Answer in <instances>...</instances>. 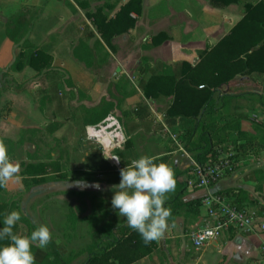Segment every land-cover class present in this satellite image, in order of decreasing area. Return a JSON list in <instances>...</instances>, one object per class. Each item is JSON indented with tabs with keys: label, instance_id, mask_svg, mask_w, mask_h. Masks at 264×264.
<instances>
[{
	"label": "trees",
	"instance_id": "16d2710c",
	"mask_svg": "<svg viewBox=\"0 0 264 264\" xmlns=\"http://www.w3.org/2000/svg\"><path fill=\"white\" fill-rule=\"evenodd\" d=\"M123 1L65 0V6L71 8L74 14L79 13V10L84 12L94 30L85 22H75L63 33L50 36L40 45L30 38L40 17V10L34 6L22 7L6 19L5 35L15 45L17 53L2 78L8 80L9 87H12V82L19 74H26V78L32 77L34 85L42 87L40 103L43 108L60 97L59 105L64 108V96L69 103L76 101L77 107L70 104L66 106V120L83 131L102 124L118 112V120L125 135L124 143L113 152L114 158L119 160L118 167L105 159L103 148L99 146L96 150L99 162L87 164L85 167L88 170H82L83 174L108 176L110 179L107 182L118 185L121 179L119 168L126 167L131 160L140 157L135 138L140 134L160 136L162 140L159 145L163 151L149 156L164 155L155 162H166L174 170L175 190L167 193L165 205L171 210L168 221L183 217L195 225L201 220L203 197L186 199L188 182L194 179L195 168L192 165L181 170L174 162L173 153L181 146L190 159L202 167L214 164L219 151L233 154L236 164L242 157L261 156L264 153V0L245 2L244 18L220 43L199 52L198 65L184 62L168 65L144 58L138 67L136 84H132L126 76L119 79L113 77L106 86L101 79L92 91L85 93L64 70L55 67V59L58 56L66 58L71 54L91 73L100 77L98 73L106 68L110 59L105 45L114 51L113 39L134 29L137 19L132 15L140 16L142 13L143 0H130L125 4ZM241 1L211 0V3L215 7H226ZM61 45L62 50L59 49ZM27 72L33 73L30 75ZM244 76L263 88L260 96L263 120L257 124L261 136L252 135L244 127V123L253 120L237 105V100L248 94H241L237 88L231 87L239 77ZM229 86V91L225 93L224 90ZM12 88L24 92L27 91V84L17 82ZM132 99L133 102H130ZM149 102L160 108L163 123H157ZM37 133V129L21 131L18 143L23 144L29 135L35 141L34 145L39 146L42 136L34 137ZM172 135L176 136V141ZM0 141L6 145L7 155L12 154L17 142L1 135ZM29 157L33 158L31 162L22 163L17 174L22 184L21 196L14 198L11 194V199L8 196L4 199L2 195L7 193V183L0 187V220L12 210L19 211L21 220L13 230L21 235L30 234L38 227L22 206L24 196L32 187L73 179L68 174L67 163L61 159H35L38 157V147ZM184 176L186 181H181L180 178ZM78 195L88 196L91 200L90 213L85 218L90 230L88 242L82 248L61 253L60 248L50 241L42 249V260L36 261V264H77L80 259V264H134L157 250V241L145 244L139 233L129 228L125 218L112 208L114 194L89 195L80 192ZM220 195L239 209H243V204L249 201L242 189H230ZM81 212H86V207H81ZM64 217L71 229H76L81 221L72 207L67 208ZM7 243V238L0 241V245ZM36 250L37 246H34V254Z\"/></svg>",
	"mask_w": 264,
	"mask_h": 264
},
{
	"label": "crops",
	"instance_id": "0c3cea01",
	"mask_svg": "<svg viewBox=\"0 0 264 264\" xmlns=\"http://www.w3.org/2000/svg\"><path fill=\"white\" fill-rule=\"evenodd\" d=\"M129 1L130 0H124L123 4ZM247 1L256 0H242L239 4H231L226 7H215L212 5L211 0H143L141 15H132L133 18L137 19L136 27L129 33L113 39L112 45L114 46V51H111L102 41L107 51L110 53L109 65H107L106 68L114 67L115 73L113 77L119 79L122 76L129 78L133 75L135 68H137L143 58L159 60L168 65L184 62L196 66L200 63L199 52L220 43L244 18L245 10L243 5ZM15 3L16 0H1L0 2L2 6L0 8V20L2 24H4V33L8 16L17 13L21 9V3L19 2L16 6ZM61 3L63 5H61ZM50 5L56 6L61 11H64L63 6L65 8L67 7L65 6V0H50L49 6H47L46 9H48ZM31 6L37 8L35 5ZM79 13H81V23L85 22L94 30L84 12L79 10ZM68 26L69 24L60 33L55 34L63 33ZM59 49L62 50V45L59 46ZM5 53V47H1L0 60L4 59ZM13 53H16L14 49ZM14 58L15 57L12 59ZM75 66L81 71L79 74L81 76L79 84L81 87L74 81L76 74L73 68ZM55 67L68 73L75 85L85 93L92 91L96 85L97 75L91 73L83 63L77 61L71 54L66 58L58 56L55 59ZM118 69L120 70L119 72L117 71ZM231 87L237 88L241 94H248L237 100V105L240 108H243V110L253 107L259 108L260 110L262 109L260 96L263 94V88L250 82L248 77H239ZM229 89L230 86L227 87L224 92H228ZM130 102H133V99L130 100ZM151 110L157 119V123H163V116L155 113L152 107ZM259 117L260 120H263L261 114ZM260 120L246 122L244 123V127L252 135L261 136L262 133L258 131L257 127ZM121 133L123 136L124 132L122 127ZM120 147L121 145L110 151H106L103 148V155L111 158L110 154L112 153L113 155L114 150ZM163 156L164 155H158L156 159ZM173 159L181 170H186L195 164L185 153L183 148L181 150L180 147L179 150L173 153ZM108 162L118 167L119 163L117 159L113 158L112 162L109 160ZM183 162H186V165L182 164ZM98 177L106 180L110 179L108 176ZM180 180L186 181V177H181ZM55 183L69 184V181L48 182L35 186L32 187L27 195L30 194L29 199H31V197L37 196L38 194H42L46 198L53 197V195L57 194V201H61L63 205L62 216L65 220L64 214L67 211V207H72L76 209L77 212L81 210V200L75 204L71 202H69V204L65 203V201L70 200L68 198L69 196H79L78 193L80 192L68 189L67 191L60 188L62 190H56V192L50 193L48 188H54L53 185L50 184ZM21 187L22 184L19 180L12 183L8 181L7 193L6 195L3 194L2 197L5 199L11 194L14 195V198L20 197ZM44 187L46 188L45 191L42 190V192H38L41 191L39 189H44ZM230 189L244 190L247 193L249 201L243 204V209L255 214L260 221L264 222V153H262L261 156H246L238 159L235 172L214 185L212 192L213 194L220 195ZM112 194H114V192L108 195ZM93 195L107 194L96 193ZM199 196L203 197L204 193L189 188L186 199ZM63 197H65V199ZM50 201L51 202L48 201L47 204H41L40 200H38L37 203L31 201L29 206L30 208L33 207V212H29L28 208L24 209V211L33 222L37 219L42 221L44 218L52 222L55 218L50 207L55 204L53 200ZM36 204L38 206H36ZM36 210L38 215L35 214L36 216H34L33 213L36 212ZM204 214L205 208L202 207L201 220ZM200 222L192 225L183 217H179L172 222L168 221V229L159 240H156L158 245L157 250L151 256L134 264H183L185 261L188 263L195 262V264H256L261 258L264 247V233L245 235L235 231L224 233L221 238L217 242L212 243L200 257H195L194 255L197 252L192 248L187 236L191 230L195 229L200 224ZM70 231L73 232L72 229ZM51 233V241H53L55 246L60 248L61 253L75 249L66 247L67 242L60 239L58 231H51ZM35 256L37 262L42 260L43 252L41 248L37 247ZM80 262L81 259L77 264H80Z\"/></svg>",
	"mask_w": 264,
	"mask_h": 264
},
{
	"label": "rangeland",
	"instance_id": "374dc122",
	"mask_svg": "<svg viewBox=\"0 0 264 264\" xmlns=\"http://www.w3.org/2000/svg\"><path fill=\"white\" fill-rule=\"evenodd\" d=\"M19 2L21 3V8L24 6L35 5L39 10H41V14L36 23L35 29L30 35V38L38 45L46 41L51 35L60 33L68 24L70 25L71 23L75 22L81 23V13L73 14L71 8H68V6L66 8L63 6L64 11L59 10L56 6L53 5H50V7L46 9V7L49 6L50 0H16L15 6ZM61 5L63 4L61 3ZM1 7L2 6L0 5V8ZM3 26L4 24H2L0 20V48L5 47L6 49L4 59L0 60V135L10 137L17 142V145H15V148L11 151L12 154H8L9 158L14 163L18 164L19 167H21L22 163L31 162L33 158L29 157V155L34 154L36 151V147H38V157L35 159L42 161H50V159H61L62 162L67 163L68 174L73 179L69 180V184H50L54 187L51 189L48 188L50 193H54V191L56 192V190L62 189L73 190L75 192H84L89 195H93L96 193H104L108 195L113 193V186L115 185L109 184L106 179L91 175L89 173L83 174L81 173V171L88 170L85 167L87 166V164L90 163L95 165L99 162L100 159L96 150H98L99 146H101L100 140H102V143L108 146L109 142L111 141L110 133L113 131L115 126L109 129H105L103 133H101L102 137H100L99 140L94 139L93 137H89V134L91 133L89 129L90 127L86 128L83 131L81 130V127L75 125L73 122H69L68 120H66V117L68 116V108L66 106L70 104L74 107H77L78 103L76 101L69 103L66 96H64V108L59 105L61 104V101H59L61 97L59 99L55 98L53 104H48L43 108L42 104L40 103L41 97L43 96V93H41L40 90L42 89V87L34 85L35 81L32 80V77H24V75L26 74H19L16 80L12 82V87H15L17 85V82L23 84L26 83L27 91H16L17 89L14 88L13 90L12 87H9V81L3 79L2 74L13 62L14 59L12 58L15 57L17 49L15 45L8 40L3 31ZM13 49L16 53H13ZM139 65L137 66V68H135L133 75L129 77V80L132 84H136L137 82ZM73 69L76 74L74 77V81L79 85L81 80V76L79 74L81 71H79L77 66H75ZM27 73L32 75L33 72ZM114 73V67L104 68L98 73L100 77H98L97 75L96 80L98 81L102 79L104 85L106 86L110 81H112ZM67 76H69L68 73ZM2 85L4 86L1 87ZM79 86L81 87V85ZM5 88L11 90L4 91ZM103 94H105V90H103ZM149 104L151 105L155 113L160 114L159 107H157L152 102H149ZM242 111L247 114L252 120H260L259 115L261 114L262 109L260 110L259 108L253 107ZM112 119H117V121L119 122L118 112H115L114 114L109 116V118L106 119V121H104L102 125L104 127H109L110 125H112L110 124L112 122ZM28 129L39 130L37 136L34 137L42 136V141L38 142L40 143V147L34 145L35 141L32 140V137L29 138V135L25 137L23 144L18 143L21 131ZM122 138L124 139V134ZM161 140V137L158 135H138L135 138V143L136 148L139 152V156L150 155L152 153H161L163 151V149L159 145ZM114 145L115 144L111 146L114 148ZM110 155L111 158L108 156L105 157L106 155L103 156L107 161L109 160L112 162L113 155L112 153ZM182 164L186 165V162H183ZM81 178H86V180L84 181L88 182L89 184L98 182L100 184V188L97 189L95 187H87L81 189V187L75 184V181L81 180ZM18 180L19 179L11 178L8 181L12 183ZM45 189V187L44 189H39L41 191L38 192H42V190L45 191ZM56 195L46 198L44 195L38 194L37 196L31 197V199H29L30 194L25 195L23 198L22 206L24 209L28 208L29 212L32 213L33 207L30 208L29 206L31 201H35V203H37L38 200H40L41 204H47L48 201L51 202L50 200H53V203L55 205L51 206L50 209L54 213V221L51 222L49 219L45 218L42 221L40 219H37L36 221H34V224L38 226L41 224H47L51 231H58L60 239L67 242V248H82L86 244V242H88L90 235L89 226L85 221V218L90 213L89 209L91 208V200H89V198H86L88 196L71 195L68 197L70 200L65 201V203L67 204H69V202L75 204L76 202H79V200H81V207H86V212H81V210L77 212L79 213L80 217H78L81 218V221L78 223L77 228L72 229L73 232H71V228L66 225L65 220L62 216L63 205L61 204V201H57ZM11 198L12 197L8 196V199ZM63 198L65 199V197ZM36 206L38 205L36 204ZM35 214L38 215L37 210L33 213L34 216H36ZM204 251H196L197 253L194 256L200 257ZM183 264H195V262L188 263L185 261L183 262Z\"/></svg>",
	"mask_w": 264,
	"mask_h": 264
},
{
	"label": "clouds",
	"instance_id": "9594fccd",
	"mask_svg": "<svg viewBox=\"0 0 264 264\" xmlns=\"http://www.w3.org/2000/svg\"><path fill=\"white\" fill-rule=\"evenodd\" d=\"M155 161L154 156L142 155L120 169V183L113 186L111 200L112 208L125 218L129 228L139 233L145 244L159 240L168 229L171 210L165 206L167 193L174 191L176 184L172 167L166 162ZM18 173L19 165L9 158L6 145L0 141V187L11 178L19 179ZM75 184L81 189L100 188L98 182L89 184L78 180ZM20 220L21 213L17 210L0 220V241L5 238L9 241L0 245V264H36L33 247L43 249L52 239L47 224L39 225L27 235L15 233L13 229Z\"/></svg>",
	"mask_w": 264,
	"mask_h": 264
},
{
	"label": "built area",
	"instance_id": "2783aa9c",
	"mask_svg": "<svg viewBox=\"0 0 264 264\" xmlns=\"http://www.w3.org/2000/svg\"><path fill=\"white\" fill-rule=\"evenodd\" d=\"M109 127L102 124L90 127L89 137L99 140L101 133L105 129L112 128L109 145L101 144L104 150H113L122 145L125 139L122 138L121 126L117 119H112ZM123 139V140H122ZM176 141V136L172 135ZM104 141V138H103ZM112 143V144H111ZM115 144L114 148L111 146ZM182 150V147L180 146ZM237 164L233 154H226L219 151L217 160L214 164L205 167L194 164V179L189 180V188L204 193L202 207L205 214L200 224L188 233V240L196 251L206 250L212 243L217 242L224 233L235 231L245 235L264 233V222L260 221L255 214L245 209H239L232 205L229 200L218 194H213L212 188L228 175L235 172ZM256 264H264V247L261 258Z\"/></svg>",
	"mask_w": 264,
	"mask_h": 264
},
{
	"label": "water",
	"instance_id": "95a60500",
	"mask_svg": "<svg viewBox=\"0 0 264 264\" xmlns=\"http://www.w3.org/2000/svg\"><path fill=\"white\" fill-rule=\"evenodd\" d=\"M117 71L119 72L120 70L118 69Z\"/></svg>",
	"mask_w": 264,
	"mask_h": 264
}]
</instances>
